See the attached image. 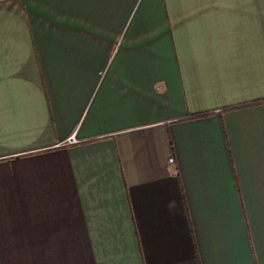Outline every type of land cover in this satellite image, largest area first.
Segmentation results:
<instances>
[{
	"label": "crops",
	"instance_id": "1",
	"mask_svg": "<svg viewBox=\"0 0 264 264\" xmlns=\"http://www.w3.org/2000/svg\"><path fill=\"white\" fill-rule=\"evenodd\" d=\"M0 264H264V0H0Z\"/></svg>",
	"mask_w": 264,
	"mask_h": 264
},
{
	"label": "built area",
	"instance_id": "2",
	"mask_svg": "<svg viewBox=\"0 0 264 264\" xmlns=\"http://www.w3.org/2000/svg\"><path fill=\"white\" fill-rule=\"evenodd\" d=\"M72 140H73V142L76 141L74 138ZM173 162H174V160L173 159H170V163H173Z\"/></svg>",
	"mask_w": 264,
	"mask_h": 264
}]
</instances>
